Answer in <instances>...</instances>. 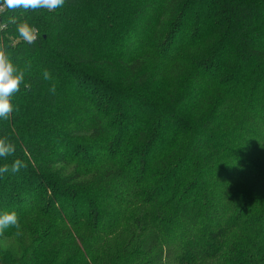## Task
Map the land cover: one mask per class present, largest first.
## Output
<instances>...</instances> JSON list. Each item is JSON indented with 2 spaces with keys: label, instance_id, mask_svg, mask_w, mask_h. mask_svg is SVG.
<instances>
[{
  "label": "trees",
  "instance_id": "1",
  "mask_svg": "<svg viewBox=\"0 0 264 264\" xmlns=\"http://www.w3.org/2000/svg\"><path fill=\"white\" fill-rule=\"evenodd\" d=\"M0 48V264H264V0L3 9Z\"/></svg>",
  "mask_w": 264,
  "mask_h": 264
},
{
  "label": "clouds",
  "instance_id": "2",
  "mask_svg": "<svg viewBox=\"0 0 264 264\" xmlns=\"http://www.w3.org/2000/svg\"><path fill=\"white\" fill-rule=\"evenodd\" d=\"M65 0H0V9L13 11L23 9L25 11H36L45 9L49 12L61 8ZM15 31L19 38L26 44H33L41 35L39 30L27 21L16 22ZM41 78L44 81L50 79V73L47 70L42 72ZM25 80V72L13 61L10 54L0 48V121H6L10 113L14 111L11 98L20 91V86ZM15 153V146L7 137H0V160H6ZM26 164L21 159H13L11 164L0 163V178L5 174L19 173ZM19 228L18 215L14 210L0 209V232L9 227Z\"/></svg>",
  "mask_w": 264,
  "mask_h": 264
},
{
  "label": "built area",
  "instance_id": "3",
  "mask_svg": "<svg viewBox=\"0 0 264 264\" xmlns=\"http://www.w3.org/2000/svg\"><path fill=\"white\" fill-rule=\"evenodd\" d=\"M3 9H0V12L2 11Z\"/></svg>",
  "mask_w": 264,
  "mask_h": 264
},
{
  "label": "rangeland",
  "instance_id": "4",
  "mask_svg": "<svg viewBox=\"0 0 264 264\" xmlns=\"http://www.w3.org/2000/svg\"><path fill=\"white\" fill-rule=\"evenodd\" d=\"M252 237V236H251Z\"/></svg>",
  "mask_w": 264,
  "mask_h": 264
}]
</instances>
